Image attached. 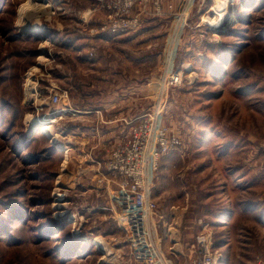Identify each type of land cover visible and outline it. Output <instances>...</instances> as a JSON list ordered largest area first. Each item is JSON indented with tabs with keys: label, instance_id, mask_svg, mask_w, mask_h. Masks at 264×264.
Here are the masks:
<instances>
[{
	"label": "rangeland",
	"instance_id": "374dc122",
	"mask_svg": "<svg viewBox=\"0 0 264 264\" xmlns=\"http://www.w3.org/2000/svg\"><path fill=\"white\" fill-rule=\"evenodd\" d=\"M27 1L0 0V264H196L207 232L219 264H264V0H45L20 18ZM147 120L179 142L157 148L152 213L107 171Z\"/></svg>",
	"mask_w": 264,
	"mask_h": 264
},
{
	"label": "built area",
	"instance_id": "2783aa9c",
	"mask_svg": "<svg viewBox=\"0 0 264 264\" xmlns=\"http://www.w3.org/2000/svg\"><path fill=\"white\" fill-rule=\"evenodd\" d=\"M123 1L126 3V8H129L135 0ZM135 24L136 20L126 18L122 26L127 29L133 27ZM117 26L121 28V24H118ZM178 81H181V76H179ZM64 98L65 95L55 93L52 95L50 103L53 106L61 104ZM54 121L56 120L54 119ZM154 125L155 122H149L148 120L145 121L133 131L127 143L123 145H121V143L117 144L111 152L107 165V171L111 173L112 176L119 178L129 193L138 194V199L144 201L145 209L150 211V213L155 209V205L149 197L147 182L149 179V173L154 170L155 161L158 157L157 148L163 147L167 149L166 151H169L179 144V142H174L170 145H166L167 141L161 130L157 129L154 133L152 132L154 131ZM56 135L58 136V134ZM154 135L155 143L154 145H151V137ZM148 154L150 155L148 156ZM151 161H154L153 165H151ZM152 232H154V234L149 232L152 237L151 245L152 248L154 247L156 249L160 240H157L156 231L153 228ZM147 235L148 232L146 236ZM213 240L212 233L209 232L202 234L197 238L196 244L200 256L196 264H219L221 262L224 255L219 251L214 250ZM144 241L146 240L144 239Z\"/></svg>",
	"mask_w": 264,
	"mask_h": 264
},
{
	"label": "bare ground",
	"instance_id": "6f19581e",
	"mask_svg": "<svg viewBox=\"0 0 264 264\" xmlns=\"http://www.w3.org/2000/svg\"><path fill=\"white\" fill-rule=\"evenodd\" d=\"M226 1L227 0H220L219 5H218V9H220V10L223 9L224 8V4H225ZM26 3H25V5H22L21 8H19L20 10H19L18 13H19V17L20 18L26 17L28 11H32L33 13H37V14H41V15L47 14L48 13L47 12V10H48L47 8L50 6V5H47L46 4L45 0H28ZM220 10H218V11L221 13L223 10L222 11H220ZM32 15H35V14H32ZM219 16H221V14ZM35 29L36 28L33 27L31 29V31H35ZM27 86H28L27 87L28 97H29V99H32L33 98V95H32V92H33V83L32 82H29L27 84ZM66 110L68 111V109H65V108L62 109L63 112H65ZM28 119H29L30 128H32L33 130L38 129V130H40L42 132H47V133L50 132V133H52V130L50 129L51 127H49V126L46 125V124H49L50 123L49 121L42 122V121L37 120L35 118H28ZM51 121L53 122V120H51ZM56 137H57V135L56 134H53V138H56ZM61 179H62V177H61ZM58 185L59 184H57V186ZM62 198H63L62 196L61 197L60 196H57V198L54 200L56 209H61V208L64 207L63 206L64 204L62 205V201H63ZM100 246H102V244H100ZM101 251L103 252V250H101ZM101 260H102L103 263H108L110 261V254L108 252H106L104 254V256L101 257Z\"/></svg>",
	"mask_w": 264,
	"mask_h": 264
},
{
	"label": "crops",
	"instance_id": "0c3cea01",
	"mask_svg": "<svg viewBox=\"0 0 264 264\" xmlns=\"http://www.w3.org/2000/svg\"><path fill=\"white\" fill-rule=\"evenodd\" d=\"M169 1V0H168ZM168 1H167V3H168ZM180 2V0H171V3H168V6H170V5H177L178 3ZM72 109V108H71ZM89 114H92V113H89ZM183 254V253H182Z\"/></svg>",
	"mask_w": 264,
	"mask_h": 264
}]
</instances>
